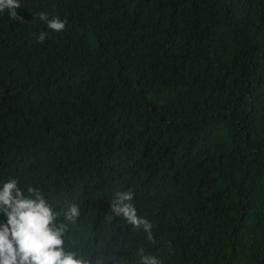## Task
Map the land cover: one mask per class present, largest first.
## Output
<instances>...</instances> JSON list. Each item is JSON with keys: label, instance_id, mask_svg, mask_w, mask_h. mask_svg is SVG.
Listing matches in <instances>:
<instances>
[{"label": "trees", "instance_id": "obj_1", "mask_svg": "<svg viewBox=\"0 0 264 264\" xmlns=\"http://www.w3.org/2000/svg\"><path fill=\"white\" fill-rule=\"evenodd\" d=\"M17 13L0 14V181L38 187L90 264H264V0ZM129 190L150 235L111 211Z\"/></svg>", "mask_w": 264, "mask_h": 264}, {"label": "clouds", "instance_id": "obj_2", "mask_svg": "<svg viewBox=\"0 0 264 264\" xmlns=\"http://www.w3.org/2000/svg\"><path fill=\"white\" fill-rule=\"evenodd\" d=\"M20 0H0V14L21 19L17 9ZM39 19L52 31H62L65 21L49 18L40 12ZM45 31L36 36L38 42L46 38ZM132 191L119 192L110 204L111 211L130 225L142 228L150 235L151 222L138 216ZM60 212L53 209L38 187L18 186L16 178L0 181V264H90V259L80 248L66 245L67 223H57ZM80 215L76 204H69L62 211L63 220L74 222ZM139 264H161L153 255L138 250ZM115 264V262H114Z\"/></svg>", "mask_w": 264, "mask_h": 264}]
</instances>
